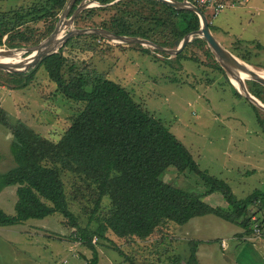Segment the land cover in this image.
Instances as JSON below:
<instances>
[{
    "label": "rangeland",
    "instance_id": "rangeland-1",
    "mask_svg": "<svg viewBox=\"0 0 264 264\" xmlns=\"http://www.w3.org/2000/svg\"><path fill=\"white\" fill-rule=\"evenodd\" d=\"M114 1L108 5L120 0ZM184 1L201 10L211 27V34L225 49L264 74V1L216 0L224 6L217 16L195 0ZM95 2L96 7H101ZM36 3L38 0H0V11L10 16V10L27 9ZM113 13L100 11L92 20L80 25L88 26L82 29H93L95 27L88 25L91 21L98 23ZM29 25L40 31L46 28V23L41 21ZM73 29L80 28L74 24ZM165 35L158 34L157 40H164ZM101 38L78 35L60 47L67 60L62 70L65 79L70 75L68 69H72L74 75L88 74L117 83L186 147L201 171L227 183L237 200L245 199L255 190L264 191V133L252 104L235 93L236 82L231 78L232 86L225 72L219 70V64L207 45L185 46L179 53L182 56L176 59L178 54L170 55L164 50H176L181 42L175 48H165L146 39L129 37L148 41L155 46L152 48ZM142 48L149 49L150 53L142 52ZM0 50L11 49L1 46ZM245 86L247 88L246 83ZM13 89L0 81V107L9 123L21 121L52 142L61 138L84 107L83 103L62 97L43 66H37L25 88ZM10 141L9 129L0 124V175L15 165L9 151ZM60 176L77 225L95 229L109 208L108 198L102 201L95 221L89 223L90 211L94 207L90 189L76 175L61 172ZM162 179L182 190L203 191V185L193 174H180L172 167L166 170ZM15 191L16 187L12 186L0 192V208L11 216L15 214ZM208 201L213 208L229 211L219 193L213 194ZM243 219L249 220L250 235L235 224L206 215L185 225L167 222L146 240H125L107 231L106 240L93 237L92 244L96 249L97 264H189L195 243L188 242L187 236L192 241L200 235L217 236L214 241L222 245L226 239L223 236L230 235L227 239L236 241L257 240L264 236V209H260L258 203L246 208ZM194 225H199V229ZM77 234V229L58 213L41 220L31 219L19 225L0 227V264H87L92 252L74 243L78 241L75 240ZM208 247L210 244H203L199 248L201 254ZM207 260L202 254V264H209Z\"/></svg>",
    "mask_w": 264,
    "mask_h": 264
},
{
    "label": "trees",
    "instance_id": "trees-1",
    "mask_svg": "<svg viewBox=\"0 0 264 264\" xmlns=\"http://www.w3.org/2000/svg\"><path fill=\"white\" fill-rule=\"evenodd\" d=\"M67 1L38 0L27 9L10 10V16L0 11V47L15 49L37 45L53 31ZM82 1H74L69 16ZM96 1L101 7L82 11L74 21L77 28L88 27L80 24L92 20L100 11H114L107 19L98 23L91 21L88 25L116 35L146 39L165 48L177 47L185 35L200 28L195 13L176 10L156 0H120L113 5L108 3L114 0ZM40 21L46 23L43 31L29 25ZM160 33L166 34L162 41L157 40ZM191 44L206 47L201 38H194L186 46ZM61 48L37 66L44 67L62 97L83 103L84 107L57 142L44 138L21 121L9 123L0 107V124L11 133L9 151L15 164L0 175V192L14 186L17 197L13 216L0 208V227L41 220L58 213L77 229L75 240L92 252L87 264L98 263L92 238L106 240L107 231L125 240H146L167 222L184 225L191 219L214 215L241 227L246 235L252 233L249 220L243 218L251 204L258 203V207L264 209V191L255 190L245 199L237 200L227 183L201 171L186 147L117 83L88 74L74 75L72 69H68L70 75L65 79L62 70L67 60ZM142 52L150 53V50L142 48ZM206 52L211 56L208 49ZM181 56L178 54L175 58ZM37 66L26 74L0 70V81L13 90H21L32 80ZM245 83L249 93L264 105V87L251 80ZM251 106L264 133V112ZM170 167L180 174H193L203 185V191L189 192L164 182L163 175ZM61 172L78 176L94 196L89 223L95 221L102 201L108 198L109 208L95 229L77 225L68 206ZM215 193L221 194L229 211L213 208L204 201ZM195 261L192 249L189 264Z\"/></svg>",
    "mask_w": 264,
    "mask_h": 264
},
{
    "label": "water",
    "instance_id": "water-1",
    "mask_svg": "<svg viewBox=\"0 0 264 264\" xmlns=\"http://www.w3.org/2000/svg\"><path fill=\"white\" fill-rule=\"evenodd\" d=\"M75 0H68L65 8L63 9L61 15L56 22V25L52 33L47 36L43 41L38 43L35 46L26 47V48H16L11 50H0V70L8 73H23L29 69L36 66L42 59L56 54L59 48L69 39L85 34H93L99 37H103L111 42L115 43H138L142 46H149L154 48L153 44L145 40L129 38L125 36L116 35L110 31L93 28V29H73L74 21L76 17L84 10L96 7L97 3L95 0H83L74 10V12L69 16L68 13L73 5ZM118 0H115L116 2ZM167 6H170L174 9L179 10H189L197 15L200 21V28L197 31H193L187 34L179 44L176 50H164V52L170 55H177L189 43L193 38L198 37L205 40L206 45L210 49L211 53L215 57L221 69L225 72L230 84L231 78H234L239 82V88H236V91L247 99L252 105L256 108L264 111V105L259 102L255 97H253L245 86V79L259 83L264 87V77L258 75L254 72H248L247 68L243 65L244 62L237 59L231 52L225 49L211 34L206 17L201 12V10L187 1H176V0H156ZM63 32H66L63 34ZM62 33V35H60ZM35 53L34 57L28 59L31 54ZM19 55L22 60H25L21 63H12L8 64L2 59ZM242 63V64H241ZM232 86H234L232 84Z\"/></svg>",
    "mask_w": 264,
    "mask_h": 264
},
{
    "label": "crops",
    "instance_id": "crops-1",
    "mask_svg": "<svg viewBox=\"0 0 264 264\" xmlns=\"http://www.w3.org/2000/svg\"><path fill=\"white\" fill-rule=\"evenodd\" d=\"M212 196L213 194L205 198V202H207V204H210L208 200ZM194 228L199 229V225H194ZM229 236H223L226 238L225 240L223 238L224 241L222 240L224 243L223 245L220 244L219 241H214L217 236L200 235L193 241L189 236H187L188 242L195 243V264H202V254H205V258H208L207 262L209 264H264V236L257 240H249L246 238L247 240L243 239L242 241L227 239ZM74 243L80 245V242ZM213 243H216V245H211ZM203 244H210V247L202 251L201 254L199 248L201 249ZM82 258L86 261L85 255H82Z\"/></svg>",
    "mask_w": 264,
    "mask_h": 264
},
{
    "label": "bare ground",
    "instance_id": "bare-ground-1",
    "mask_svg": "<svg viewBox=\"0 0 264 264\" xmlns=\"http://www.w3.org/2000/svg\"><path fill=\"white\" fill-rule=\"evenodd\" d=\"M60 35H62V33ZM34 55H35V53L31 54V56H29L28 59L34 57ZM1 61L5 62V63H8V64H12V63H21V62H24L25 60H22L19 55H16V56H12V57H8V58H5V59H2ZM243 65L247 68V71L248 72H254V73H256V74L261 75V76L264 77L263 72H260V71L255 70L252 66H250V65H248L246 63H243ZM231 80H232V82H236V84H237L236 85V88H239L238 87V81L237 80L235 81L234 78H232Z\"/></svg>",
    "mask_w": 264,
    "mask_h": 264
},
{
    "label": "built area",
    "instance_id": "built-area-1",
    "mask_svg": "<svg viewBox=\"0 0 264 264\" xmlns=\"http://www.w3.org/2000/svg\"><path fill=\"white\" fill-rule=\"evenodd\" d=\"M195 2L200 6L210 10L212 15L215 16H217L224 7L220 1L216 2V0H195Z\"/></svg>",
    "mask_w": 264,
    "mask_h": 264
}]
</instances>
